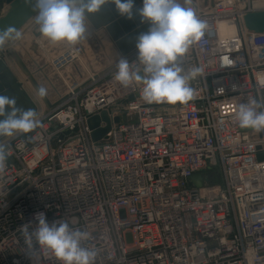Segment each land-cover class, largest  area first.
Here are the masks:
<instances>
[{
  "label": "built area",
  "instance_id": "obj_1",
  "mask_svg": "<svg viewBox=\"0 0 264 264\" xmlns=\"http://www.w3.org/2000/svg\"><path fill=\"white\" fill-rule=\"evenodd\" d=\"M258 3L192 0L207 28L183 57L186 68L204 70L190 81L186 103H148L141 83L114 79L116 64L75 65L67 93L46 94L48 108L9 68L42 127L0 138L9 145L0 171V264H58L46 251L31 258L24 243L21 227H35L38 212L91 233L96 264H264V132L241 128L236 117L241 103L264 99V34L243 26L245 14L263 9ZM220 24L234 34L221 36ZM27 26L39 33L34 18ZM137 52L123 58L136 62ZM79 56L66 49L50 67L62 76ZM8 57L0 49L7 65ZM104 117L110 131L96 142ZM195 175L201 188L189 181Z\"/></svg>",
  "mask_w": 264,
  "mask_h": 264
},
{
  "label": "clouds",
  "instance_id": "obj_2",
  "mask_svg": "<svg viewBox=\"0 0 264 264\" xmlns=\"http://www.w3.org/2000/svg\"><path fill=\"white\" fill-rule=\"evenodd\" d=\"M109 2L115 4L121 16L133 18L134 0H35L34 20L39 33L50 43L75 45L89 34L88 14L99 12ZM191 5L192 0H143L136 11L149 28L136 39L138 60L130 63L121 57L116 62L114 79L121 86L141 83L143 99L148 103H186L193 98L190 81L204 70L199 66L184 67L183 57L204 36L207 23ZM21 35L15 26L0 30V49ZM37 91L40 97L47 94L44 87ZM6 106L10 111L6 112ZM0 117V138H15L42 127L34 109L18 108L16 100L5 95H0ZM236 117L241 128L264 132V99L241 103ZM8 153L9 145L0 142V171L5 168ZM34 219L38 221L35 227H21L31 258L38 260L41 251H46L58 264H96L99 250L92 243V234L73 227L76 221L61 219L49 223L44 212L36 213Z\"/></svg>",
  "mask_w": 264,
  "mask_h": 264
},
{
  "label": "water",
  "instance_id": "obj_3",
  "mask_svg": "<svg viewBox=\"0 0 264 264\" xmlns=\"http://www.w3.org/2000/svg\"><path fill=\"white\" fill-rule=\"evenodd\" d=\"M242 2L244 0H241ZM254 2H261L264 0H253ZM7 8L5 15L0 17V30L6 29L9 26H15L22 31L24 27L37 14L34 11L35 0H0ZM143 0H134L133 18L128 19L126 16H121L116 9L115 4L109 2L103 5L99 12L88 14V22L95 31H102L108 39L115 45L121 57H127L136 49V39L144 32L148 31L149 24L142 22L141 17L136 11L142 7ZM205 5L209 4V0H204ZM213 6V2L210 3ZM243 26L249 34H264V9L249 12L243 17ZM17 57V61L22 71L29 77L30 82L36 89L40 88L34 74L26 66L24 61ZM184 67H186L184 65ZM38 92V91H37ZM0 95H5L16 100V107L24 110L34 109V105L27 95L21 90L18 79L14 73L9 69L8 65L0 60ZM48 108H52L46 96L41 97ZM134 97L130 98L132 101ZM10 109L6 106V112ZM3 119V117H0ZM97 118H94V121ZM115 123H119L120 119L116 118ZM104 122L107 124L105 129L97 130L93 134L94 141H100L110 131V120L104 117ZM98 127L97 123L91 126V130ZM258 160H264V154L258 155ZM195 187L201 188L203 186L202 175H195L189 180Z\"/></svg>",
  "mask_w": 264,
  "mask_h": 264
},
{
  "label": "rangeland",
  "instance_id": "obj_4",
  "mask_svg": "<svg viewBox=\"0 0 264 264\" xmlns=\"http://www.w3.org/2000/svg\"><path fill=\"white\" fill-rule=\"evenodd\" d=\"M3 3H0V9ZM6 13V12H5ZM0 10V17L5 15ZM86 39L75 45L68 43H50L40 33H35L31 26H26L21 32L19 40L7 41L3 46L6 51L9 68L16 71V75L21 78L20 82L24 84V91H30L32 99H41L38 92L29 80V77L22 71L17 57H20L26 66L35 75L40 87L47 90V94L51 97L56 95V90L61 94L67 93L68 88L65 85L68 82L69 73L74 72V66H78L84 70L101 71L116 64L121 58L114 44L108 39L104 32H94L91 26ZM39 47V48H38ZM66 49H76L79 51V60L68 69H65L60 76L52 71L50 67L51 60ZM42 68V70H40ZM13 70V71H14ZM46 77L51 79L49 83ZM52 77V78H51ZM61 77V78H60ZM66 78V80L64 78ZM38 95L39 98L36 97ZM42 100V99H41ZM43 101V100H42ZM44 102V101H43Z\"/></svg>",
  "mask_w": 264,
  "mask_h": 264
},
{
  "label": "bare ground",
  "instance_id": "obj_5",
  "mask_svg": "<svg viewBox=\"0 0 264 264\" xmlns=\"http://www.w3.org/2000/svg\"><path fill=\"white\" fill-rule=\"evenodd\" d=\"M259 4V3H258ZM261 8H263L262 4H259ZM264 5V4H263ZM264 9V8H263ZM219 30L221 33V36L230 37L234 34V28L228 24H220ZM115 46V45H114ZM39 48V47H38ZM118 51V50H117ZM52 78V77H51ZM61 78V77H60ZM65 79V78H64ZM47 97V96H46Z\"/></svg>",
  "mask_w": 264,
  "mask_h": 264
},
{
  "label": "crops",
  "instance_id": "obj_6",
  "mask_svg": "<svg viewBox=\"0 0 264 264\" xmlns=\"http://www.w3.org/2000/svg\"><path fill=\"white\" fill-rule=\"evenodd\" d=\"M259 3H261L262 6H263V8H264V5H263V4H264V1H261V2H259ZM138 7H141V4H139ZM1 9H2V13H3V14H4L5 12H7V10H8V8H7L4 4H2ZM1 9H0V10H1ZM88 26H91L89 22H88ZM91 27H92V26H91ZM92 29H93V28H92ZM93 31L96 32V33H97V32H101V31H95L94 29H93Z\"/></svg>",
  "mask_w": 264,
  "mask_h": 264
}]
</instances>
